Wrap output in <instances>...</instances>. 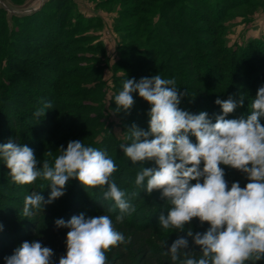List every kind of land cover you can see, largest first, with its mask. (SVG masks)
I'll return each instance as SVG.
<instances>
[{
    "label": "rangeland",
    "instance_id": "1",
    "mask_svg": "<svg viewBox=\"0 0 264 264\" xmlns=\"http://www.w3.org/2000/svg\"><path fill=\"white\" fill-rule=\"evenodd\" d=\"M77 1L87 16V21L92 25L85 31V34L91 36L93 39L91 43L98 45L96 51L91 53L83 51L86 57H91L94 61H84L80 64L83 66L88 64L91 66L102 65V68L92 78L83 76L82 74L85 72L76 67L79 64L71 62L74 54L72 50L75 47L70 49L66 47L70 41L69 32L66 29L69 26L62 27V24L64 22L69 23L74 15L72 12L66 14L67 11H59L65 4L57 3L55 5L51 1L44 8L42 6V9L29 13L39 0H0V144L7 143L5 134L9 128H14L16 132H19V136L21 134L23 136L27 128H31L36 134L34 138L36 144L32 148L36 149L34 153L37 160L41 161V164L38 165L40 167H42L45 159L52 163L54 158L60 154L58 150L61 146L66 149L69 141L80 140L85 146L105 151L117 166V171L112 174V179L117 186L128 193L133 191L139 193L130 201L136 211L130 216H126L123 223H116L115 215L118 214V210L114 213L107 212L109 202L105 203L107 204L106 209L96 206L93 207L94 210H89L86 206L92 200L91 197L95 191L100 188L86 191L78 180L72 179L68 182L62 197L45 205L43 211L34 210L33 215L29 216L33 220L31 227L23 226L20 224L21 218L24 217L22 211L24 203L21 201L25 200V192L28 189L12 182L8 174L9 169L0 160V224L3 225L0 232L7 235V239L0 250V264H6L5 258L11 256L14 250L25 240L28 242L36 240L41 242L43 246L50 247L54 253L53 264H59V258L66 253L65 240L68 229L57 228L55 221L57 219L68 221L72 217L69 209L66 210L68 198L72 194L73 200L82 204L78 214L83 213L86 217L108 214L112 217L115 228L124 236L125 233L131 231L132 225L136 222L145 227L140 229L139 234L144 236L147 233V225L151 224L152 231H150L148 238V243L152 248L151 252L142 254L138 249L129 250L131 264H165L168 256L162 255V252L167 250L168 244L166 242L164 248V241H168V237L174 229H170L171 232L167 236L165 233L167 230L152 225L155 224L159 214L163 212L166 215L171 206L165 199H161L160 191L154 190L149 195L142 189L135 187V176L141 165L139 163L133 164L119 149L121 143H130L127 130L133 124L143 130H148L150 119L148 112L151 106L140 98L138 93H133L135 105L130 112L121 111L117 113L114 96L122 91L126 79L135 78L138 82L143 77L151 78L157 74L143 71L147 67V61H143L147 57H151L149 54L151 41H147V37L143 38V34L148 32L154 23L162 30H166L165 22L169 18H173L175 23H180L187 28L189 25L178 15L181 13L193 15L194 30L191 26V33L196 41L200 40L208 46L204 49L207 70L203 68L204 73L200 76L202 83L205 84L207 81L208 70H215L218 60L220 59L219 62H221V59L224 58L222 62L225 63V60L231 57L230 55H232L233 60L244 63L242 71H246L244 75L246 77L245 84H254L252 81L254 74H259L264 78V0H176L175 7L170 9L171 6L166 5L162 15L156 11L162 0ZM3 3L8 10L2 6ZM139 18H146V21L138 25ZM148 18L151 22H147ZM83 23V27H86L85 20ZM133 26H137L135 27L136 33H128L133 30L131 29ZM169 31L170 29L166 30V32ZM48 43H56L58 50H53V53L62 59V63L57 65V69L65 73L61 88H58L54 82L50 85L52 89L43 87L41 84H29L17 78L18 75L14 73L12 68L4 67L6 61L16 59L19 53L23 57L46 54L47 50L41 51V46ZM168 48L173 52L176 51L171 45H168ZM123 52H127L129 62L135 63V67L121 65ZM50 65L53 66L51 62ZM172 67L181 76L193 74L192 71H187L186 65L182 63ZM236 68L237 64L232 68L230 66L223 68L219 77L224 80L225 88L236 82L233 75ZM172 70L170 69V71ZM161 71L159 73L161 77L169 72L167 69ZM57 74L55 73L53 76ZM242 77L243 75L240 78ZM187 79L190 82L193 80L191 77ZM178 82H180L179 78L176 79V87ZM238 86L245 93L252 95V91L247 92L248 87L245 89L246 87H243L241 82ZM194 87L196 88L195 84L192 88ZM75 88H90L95 92L92 99L89 95L74 96L72 94H76L73 93ZM57 94H59L58 101L61 102L59 115L49 113L50 109H48L46 110L48 115L45 113L47 117L45 115L41 118L35 117V111L42 107L40 101L43 99L52 103V99ZM79 100L89 104L91 109L78 110L75 104ZM250 103L245 101L241 106L245 114L250 112ZM87 114H89L90 119L95 118L98 114V119L102 123L100 125L96 123V126L92 125L87 128L83 127L84 118ZM46 119L50 120V124H43ZM261 123L264 125V122ZM52 127H54L53 131ZM190 139L196 143L194 136ZM142 166L154 167L155 164L149 161ZM195 182L191 181L193 184ZM48 183V181L37 178L32 183L34 189L31 193L33 191L39 192L47 200L50 194ZM99 193L101 197V189ZM198 222V218H194L191 224L186 225V227H191L193 231L198 228V232L204 230L206 223L201 225ZM18 225H21L20 228L24 227L25 234L23 235L25 238L22 241L19 238ZM35 225L38 226L35 230L36 234L31 235L27 230L35 228ZM125 238L128 240L129 236L126 235ZM125 246L130 248L132 244ZM123 247L124 243L111 248L106 253L107 261H110V258H116Z\"/></svg>",
    "mask_w": 264,
    "mask_h": 264
},
{
    "label": "clouds",
    "instance_id": "2",
    "mask_svg": "<svg viewBox=\"0 0 264 264\" xmlns=\"http://www.w3.org/2000/svg\"><path fill=\"white\" fill-rule=\"evenodd\" d=\"M133 93L151 106L148 130L133 124L127 130L130 143H121L119 149L133 164L141 165L135 187L149 195L160 191L161 199L170 204L166 215L159 214V226L186 232L162 255L170 256L172 264H257L264 260V86L252 99L246 119H226L243 106V97L217 99L222 114L214 123L207 112L192 114L179 107L185 93L179 92L174 79L159 74L138 82L126 79L122 91L114 96L117 113L130 112L135 105ZM40 103L42 107L34 113L37 118L52 108L50 101L42 99ZM58 151L52 163L45 159L40 167L41 161L27 145L12 141L0 144V160L9 169L12 182L28 185L37 178L49 182L47 200L36 191L25 197L24 217L33 215L34 210L43 211L45 205L62 197L72 179L86 191L99 187L101 200L109 202L107 212L118 210L116 223H123L136 211L130 201L139 193L117 186L112 179L117 166L105 151L85 146L80 140L69 141L66 149L61 146ZM149 161L155 166H142ZM221 165L242 172L248 182L243 187L233 182L229 187ZM194 218L210 227L203 233L186 228ZM55 226L68 229L66 253L59 264H107L106 253L126 242L108 214L86 217L81 213L68 221L57 219ZM188 238L199 247V255L188 250ZM53 254L39 241H25L5 260L6 264H53Z\"/></svg>",
    "mask_w": 264,
    "mask_h": 264
},
{
    "label": "trees",
    "instance_id": "3",
    "mask_svg": "<svg viewBox=\"0 0 264 264\" xmlns=\"http://www.w3.org/2000/svg\"><path fill=\"white\" fill-rule=\"evenodd\" d=\"M51 1L54 2L55 5L57 3L65 4V6H63V8H61V10L59 11L61 12L67 11L68 13L66 14H69L70 12H72V14L74 15L71 21L68 20L69 23L64 22L62 24V27L69 26L66 29H68L70 41H69V45H67L66 47L69 49L75 47V49L72 50L74 54L72 56L73 58L71 62L73 61V63L79 64L76 67H78L79 69L85 72V74H82L83 76L86 75L87 77L92 78L102 68V65L95 64L91 66L88 64L89 66L88 65L83 66L80 64L81 62H84V61L86 62H90V60L94 61V59H92L91 57H86L84 55V52L91 53L98 49V45H96L95 43H91L93 40L91 36H89L88 34H85V31L92 25L90 24V22L87 21L88 19H86L87 16L85 15V13L80 12L77 9V5L73 0H50V1L48 0L46 3L42 5L43 8L46 6L47 3L50 4ZM166 5L167 6L170 5L171 6L170 9H172L176 5V0H162L157 6L156 11L159 12L160 14L161 13L163 14L166 8ZM168 11L170 10L168 9ZM178 15H180L181 18H183L186 21V23L189 25L187 28H185V26H183L180 23H175L172 20L173 18H169L165 22V28L166 30L170 29L169 32H166V30H162L161 28L156 26L155 23L151 25L150 30H148V32H144L143 38L147 37V41H151V44H149V47H150L149 54H151L152 59L151 57L150 58L147 57V59H145L144 61L142 59L143 62L147 61V67L143 71L145 73H148L150 71L151 73L154 72V73L159 74L162 72L161 70L167 69V71L169 72L165 73L163 77L161 78L174 79L175 81L177 78H179L180 82H178V86H177L178 90L181 93H185V95L181 99V103L179 107L182 110L188 111L192 114H199V112L201 111L207 112L209 119L212 120V122L214 123L216 116L222 114V110L220 106L215 103L217 99L226 100L229 98V96H231L233 99L239 100L241 97H243L244 102L245 101L251 102L252 99L255 98L257 90L261 86H264V82H262L264 81V78H262V76H260L259 74H254V80L252 79V81H254L253 83L255 85L245 84L246 77H244V75L246 71L245 70L242 71L244 63L240 62L239 60H235V59L233 60L232 55H230L231 57H229L228 60H225V63L222 62L224 61V58L221 59V62H219L220 60L219 59L218 62L216 63V69L213 71L208 70L207 81L205 82V84L202 83L200 76L202 75V73H204L203 68L207 70L206 58L204 56L206 52L204 51V49L208 46L205 43L201 42L200 40L196 41L195 38L193 37V34L191 33V29H190L191 26L193 27V30H194V26L192 23V21L194 20L193 15L191 14L186 15L185 13H181ZM148 19H147V22L148 21L151 22V20L150 19L148 20ZM84 20H85L86 27H83ZM144 21H146V18H141L140 20H138L137 23L139 25V24H142ZM135 27L137 26H133L131 28L133 30H131V32L129 31L128 33H136ZM194 40L196 41L195 44H194ZM168 45H171L174 49H176V51L173 52L171 50H168L169 49ZM56 47H58L56 43H53V44L48 43L46 45H42L41 51L47 50L46 54H42V55L35 56V57H25V56L23 57L21 56V53H19L16 59L13 58L10 61L9 60L6 61L4 67L12 68L14 70V73L18 75L17 78L24 80L28 82L29 84H32V85L41 84L43 85V87H48L49 89H52L51 88L52 86L50 85L53 84L54 82L58 88H61V86L63 85L62 81L65 78V73L62 70L57 69V65L58 63H62L61 62L62 59L60 58V56L53 53V50L54 51L58 50V48ZM122 55L123 56L120 61L122 66H127V65H131L134 67L136 66L134 62H133L134 64L129 62L130 59H129V56L127 55V52H123ZM50 62L53 66L50 65ZM196 62L197 64H195ZM179 63L186 65L188 69L187 71L189 72L192 71L191 73L193 74L184 75L185 78L184 76H181V74H179V72H177V70L174 67H172L174 65H178ZM236 64H237V68L235 69V73H233L236 84L232 83L231 86H229L228 88H225V82L219 76L222 74V70L224 67L230 66L232 68ZM170 69H173L172 71L174 72L170 71ZM55 73H58V74L56 76H53ZM241 75H243L242 78H240ZM188 77H191V79L193 80H191L190 82V80L187 79ZM239 82H241L243 87H246L245 89H247L248 87L247 92L252 91L251 92L252 95L245 93L244 90L239 88L238 86ZM194 84L196 85V88L195 87L192 88ZM94 92L93 90H90V88L88 89L87 88H78V89L75 88L73 93H76V94H72V95L74 96L89 95V97L91 96L90 98L92 99ZM58 98H59V94H57L54 97V99H52L53 105L49 112V113H53L56 116L59 115L58 114L60 111L59 107L61 106V102L58 101ZM75 106L78 107L77 108L78 110L91 109L89 104H87L83 100H79L78 102H76ZM243 113H244L243 108H241V106H238L233 113L229 114L226 117V119H239V118L246 119L247 116L251 114L250 112L249 114H245V113L243 114ZM46 114L48 115V113ZM46 114L45 116L47 117ZM85 117L86 118H84V125H83V127L85 128L90 127L92 125L96 126V123L99 125L100 123H102L98 119V114L93 119H90L89 114L85 115ZM261 122H264V119H262ZM44 123L50 124V120L46 119L43 121V124ZM51 129L53 131L54 127H52ZM24 133L25 134L23 136H21L22 134L19 136V132H16L14 128H9V130H7L5 134L7 138L6 141L7 142L12 141L14 143H19L21 145H27L30 148L34 147L36 144L35 143L36 140L34 139L36 134L31 130V128H27ZM32 149L36 151V149L34 148ZM221 167L225 169V173H226L225 179L227 180L229 187L231 186V183L233 182H239L241 187H243L248 182L245 175L242 172L232 169L228 166L221 165ZM22 187L28 189L25 192L26 196L30 195L31 191L34 189L32 188L33 187L32 184L23 185ZM99 191L100 189L95 191L94 195L91 197L92 200H90L88 206H86V208L88 207L89 210H94L93 207H96V206H99L102 209H106L107 207L106 206L107 204H105L106 201L104 202L101 200ZM72 195L71 197L69 196L68 198V204H67L68 208L66 210L68 211L69 209V212H71L72 216L79 215L78 211L79 209L82 208V204H78L77 202H75V200H73L74 196ZM21 202L24 203V200H22ZM103 203L105 204V206L103 205ZM92 204L93 206H91ZM29 219L30 217L29 218L22 217L20 220L21 221L20 224H23V226L31 227L30 225L33 223V220L32 219L29 220ZM205 223H206V226L204 230L202 231L200 230L199 232L203 233L204 231L208 229V227H210V225H208L207 222ZM19 226L21 225H18V227ZM152 226L159 227L158 219L156 220L155 224H153ZM34 227L35 228L33 229L29 228L27 232H30L31 235L36 234L35 230H37L38 226L35 225ZM23 228L19 227V231H20L19 238L21 239V241L25 238L23 235L25 234ZM141 228H145V227L140 225L138 222L132 225L131 231L129 233L128 232L125 233V236L128 235L129 239L126 240V242L124 243V247L120 249L119 255H117L116 258L115 257L112 259L110 258V261H107V264H131L129 250H132V249L134 250L138 249L141 251L142 254L145 252L147 253L151 252L152 248L150 244L148 243V238L150 237L149 236L150 231H152L151 224L147 225V233L144 236L139 235L141 232L140 230ZM174 231L168 237L169 238L167 241L168 248L171 246L173 241H175L179 237H184L185 235V232L176 233ZM170 232L171 230L169 229L165 233L168 236ZM194 232H198V228ZM6 236L7 235H5L4 232L3 234L2 232H0V250L3 247L5 240L7 239ZM188 239L191 242V243L189 242L188 250L194 249L197 252V255H199V252H200L199 247L195 246L192 243L191 238H188ZM129 244H132L130 248L125 246ZM165 264H172L170 256H168V259L165 260ZM257 264H264V260L257 262Z\"/></svg>",
    "mask_w": 264,
    "mask_h": 264
},
{
    "label": "water",
    "instance_id": "4",
    "mask_svg": "<svg viewBox=\"0 0 264 264\" xmlns=\"http://www.w3.org/2000/svg\"><path fill=\"white\" fill-rule=\"evenodd\" d=\"M48 0H39V2H38V4L35 6V7H33V8H31V11L29 12V13H32V12H35V11H37L38 9H40L41 8V6L44 4V3H46ZM75 3H76V5H77V9L80 11V12H83V9L81 8V5H79V2L77 1V0H73ZM2 6H4L5 7V9H7V7L4 5V3H3V5ZM1 6V7H2ZM8 10V9H7ZM84 13V12H83ZM28 14V13H27ZM25 15V14H24Z\"/></svg>",
    "mask_w": 264,
    "mask_h": 264
}]
</instances>
